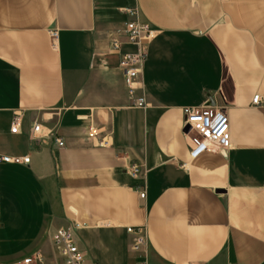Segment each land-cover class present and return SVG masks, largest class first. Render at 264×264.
<instances>
[{
    "label": "crops",
    "instance_id": "0c3cea01",
    "mask_svg": "<svg viewBox=\"0 0 264 264\" xmlns=\"http://www.w3.org/2000/svg\"><path fill=\"white\" fill-rule=\"evenodd\" d=\"M134 9L157 32L146 110L131 107L112 49L136 51L124 37ZM211 100L231 149L193 159L184 109ZM34 124L54 135L33 139ZM3 157L30 162L0 161L1 264H63L60 229L86 264H264V0H0Z\"/></svg>",
    "mask_w": 264,
    "mask_h": 264
},
{
    "label": "built area",
    "instance_id": "2783aa9c",
    "mask_svg": "<svg viewBox=\"0 0 264 264\" xmlns=\"http://www.w3.org/2000/svg\"><path fill=\"white\" fill-rule=\"evenodd\" d=\"M130 21L127 23L124 37L126 44L135 47L134 53L121 54L120 48L122 43L115 41L112 44L114 52L120 54L119 70L122 74L124 84L128 91V97L131 102V107L141 110L148 108L146 101L145 90L142 85L141 75L147 58L148 47L155 39V32L150 25L142 23L138 18L136 9L129 10ZM51 39L56 42L58 32H51ZM253 106L261 105V97L256 96L252 102ZM23 122L22 114H15L12 120L11 132L17 134ZM190 129L188 133L185 131ZM184 132L189 138L191 144V156L196 159L204 153L222 154L225 155L231 149L230 138V120L225 111L216 110L212 106H204L203 108H185L184 109ZM92 137H98V144L101 148L109 147L110 133L100 137L101 133L90 128ZM32 138L35 140H44L52 137L54 131L47 129L39 124H34L31 130ZM56 144L63 147V141L58 138ZM1 162L7 164H29V158H10L3 157ZM143 167L140 165H132L130 174L134 177L140 176L143 173ZM139 196L141 200L146 199V191L140 190ZM78 227V226H76ZM129 229V232H132ZM136 243L133 247L138 251L146 244V236L143 231H139ZM53 244L58 251L63 264H86L85 254L80 250L76 242L74 233L68 229H60L53 235ZM34 261L41 263L42 258L37 255L35 259L28 258L23 261V264H33ZM1 264V263H0Z\"/></svg>",
    "mask_w": 264,
    "mask_h": 264
},
{
    "label": "water",
    "instance_id": "95a60500",
    "mask_svg": "<svg viewBox=\"0 0 264 264\" xmlns=\"http://www.w3.org/2000/svg\"><path fill=\"white\" fill-rule=\"evenodd\" d=\"M214 105H215V102L213 100H211L209 106H214ZM189 131H190V129L187 128V130L185 132L188 133Z\"/></svg>",
    "mask_w": 264,
    "mask_h": 264
}]
</instances>
